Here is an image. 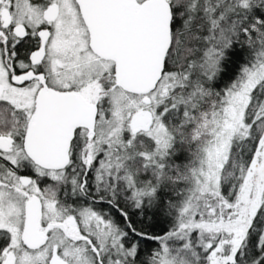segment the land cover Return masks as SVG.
Segmentation results:
<instances>
[{"label":"snow or ice","instance_id":"obj_1","mask_svg":"<svg viewBox=\"0 0 264 264\" xmlns=\"http://www.w3.org/2000/svg\"><path fill=\"white\" fill-rule=\"evenodd\" d=\"M0 264H264V0H0Z\"/></svg>","mask_w":264,"mask_h":264}]
</instances>
